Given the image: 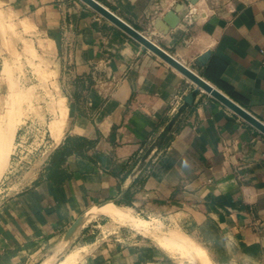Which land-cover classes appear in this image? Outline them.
<instances>
[{
  "label": "crops",
  "instance_id": "crops-1",
  "mask_svg": "<svg viewBox=\"0 0 264 264\" xmlns=\"http://www.w3.org/2000/svg\"><path fill=\"white\" fill-rule=\"evenodd\" d=\"M97 1L264 123V0ZM0 15L58 57L68 107L61 139L51 133L39 168L2 197L0 264L55 254L80 216L111 202L214 264H264V133L205 91L186 106L197 86L84 2L0 0ZM91 217L71 264H184L137 234L88 243L90 225L119 219Z\"/></svg>",
  "mask_w": 264,
  "mask_h": 264
},
{
  "label": "rangeland",
  "instance_id": "rangeland-1",
  "mask_svg": "<svg viewBox=\"0 0 264 264\" xmlns=\"http://www.w3.org/2000/svg\"><path fill=\"white\" fill-rule=\"evenodd\" d=\"M18 34L14 24L9 27L3 25L0 15V203L3 196H12L20 191L24 176L39 168L43 160L44 146L47 147L52 142L51 127L59 118L57 104L65 101L60 85L58 57L51 53L36 52L33 47H28L20 41ZM19 129L18 140L14 143ZM91 212L92 210L84 216L85 222L94 218L91 217ZM131 217V220L126 218L128 220L110 221L104 224V228L90 225L86 232V241L96 242L98 238L109 233L123 237L137 234L168 249L179 262L204 264L202 260H195L194 257L193 260L188 252L179 250L177 241L185 239L204 254L201 250L204 248L189 237L155 221L141 223L139 216H136V220ZM94 225L98 226L99 223ZM70 240L55 254L47 253L43 260L36 264H55L64 259L77 245H70ZM205 252L207 253L206 250ZM207 255L210 258L208 253Z\"/></svg>",
  "mask_w": 264,
  "mask_h": 264
},
{
  "label": "water",
  "instance_id": "water-1",
  "mask_svg": "<svg viewBox=\"0 0 264 264\" xmlns=\"http://www.w3.org/2000/svg\"><path fill=\"white\" fill-rule=\"evenodd\" d=\"M81 1L84 2L86 5H88L89 7H91L96 12H98L100 15L111 21L113 24H115L117 27H119L121 30H123L133 39L138 41L143 46L144 49H148L149 51L153 52L163 61H165L170 66L175 68L178 72H180L182 75H184L186 78H188L193 83H195L197 88L191 94L186 96L184 100L186 106H191L194 103L195 97L198 94L199 90L205 91L211 94L214 98L218 99L220 102H222L232 111H234L236 114L241 116L244 120H246L252 126L257 128L259 131L264 133V123L258 120L255 116H253L245 108L240 106L237 102H235L234 100L223 94L221 91L216 89L208 81H206L196 72H194L192 69L181 63L179 60H177L175 57H173L170 53L165 51L159 45L154 43L144 34L133 28L124 20H122L119 16H117L115 13L109 10V8H107L97 0H81ZM83 219H84V215L80 216L70 227L66 236L67 240H70L74 235V233L78 230V228L83 224Z\"/></svg>",
  "mask_w": 264,
  "mask_h": 264
},
{
  "label": "bare ground",
  "instance_id": "bare-ground-1",
  "mask_svg": "<svg viewBox=\"0 0 264 264\" xmlns=\"http://www.w3.org/2000/svg\"><path fill=\"white\" fill-rule=\"evenodd\" d=\"M57 110H58L59 118L53 123V125L51 127V133L53 134V137H55L57 139V142H58V140H60L62 135H63L64 127H65L66 121L68 119V107L65 104V101H61L60 103L57 104ZM130 212L131 211L126 210L123 207L111 202L104 207L102 206L100 208L93 209L91 212V215L94 216L97 214L104 213V214L110 215L111 217H113V219L119 218L120 220H122V219L128 218L129 220H131L132 215L130 214ZM128 219H126V220H128ZM139 222L147 223L145 220H142V219H140ZM145 225L147 226L148 224H145ZM136 226H138V225H136ZM138 229H140V228L138 227ZM169 242H171V241H169ZM177 242H178L177 245L180 248L179 250L184 252V253L188 252L191 255L192 259L194 257L195 260L196 259H198V261L202 260V262H204V264H214V262H212V260L208 257V255L204 249H201L202 251H204V254H202L201 252L197 251L196 248L194 247V245L192 243H190L188 240L182 239L181 241H177ZM76 255H77L76 252H72L60 264H71L74 261V258ZM199 263L201 264V262H199Z\"/></svg>",
  "mask_w": 264,
  "mask_h": 264
},
{
  "label": "built area",
  "instance_id": "built-area-1",
  "mask_svg": "<svg viewBox=\"0 0 264 264\" xmlns=\"http://www.w3.org/2000/svg\"><path fill=\"white\" fill-rule=\"evenodd\" d=\"M195 13V9H193L192 5H190V10L186 13L185 18L188 19L189 22H192V17ZM264 53V51H262Z\"/></svg>",
  "mask_w": 264,
  "mask_h": 264
},
{
  "label": "trees",
  "instance_id": "trees-1",
  "mask_svg": "<svg viewBox=\"0 0 264 264\" xmlns=\"http://www.w3.org/2000/svg\"><path fill=\"white\" fill-rule=\"evenodd\" d=\"M126 197H132V193H131V190H129L126 194ZM118 204V203H117ZM128 205H131V203H128Z\"/></svg>",
  "mask_w": 264,
  "mask_h": 264
}]
</instances>
